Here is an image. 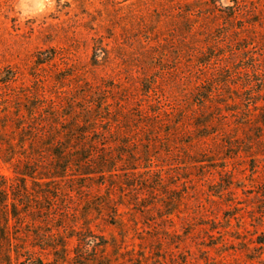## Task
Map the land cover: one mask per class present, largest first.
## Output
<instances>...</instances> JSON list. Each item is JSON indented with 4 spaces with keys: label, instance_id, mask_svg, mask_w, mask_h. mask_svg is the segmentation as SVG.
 Segmentation results:
<instances>
[{
    "label": "rangeland",
    "instance_id": "374dc122",
    "mask_svg": "<svg viewBox=\"0 0 264 264\" xmlns=\"http://www.w3.org/2000/svg\"><path fill=\"white\" fill-rule=\"evenodd\" d=\"M0 264H264V0H0Z\"/></svg>",
    "mask_w": 264,
    "mask_h": 264
},
{
    "label": "trees",
    "instance_id": "16d2710c",
    "mask_svg": "<svg viewBox=\"0 0 264 264\" xmlns=\"http://www.w3.org/2000/svg\"><path fill=\"white\" fill-rule=\"evenodd\" d=\"M75 122L73 121V124H74ZM76 127H78V128H76ZM69 128H73L74 130L73 131H78V132H81V131H83L80 127H79V125H72V127H69ZM63 159H66V156L64 155L63 156ZM65 161V164H64V162H63V168H65L66 169V160H64ZM60 166H62V164H60Z\"/></svg>",
    "mask_w": 264,
    "mask_h": 264
}]
</instances>
